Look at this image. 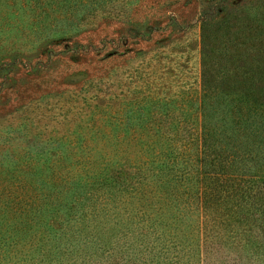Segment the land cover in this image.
I'll list each match as a JSON object with an SVG mask.
<instances>
[{"label": "trees", "instance_id": "obj_1", "mask_svg": "<svg viewBox=\"0 0 264 264\" xmlns=\"http://www.w3.org/2000/svg\"><path fill=\"white\" fill-rule=\"evenodd\" d=\"M152 1L0 0V73L14 81V68L39 61L42 45L101 46L108 37L101 27L127 13L123 29L159 28L129 15L144 6L163 11L178 0ZM225 1L217 0L214 15L205 8L199 13L191 150L158 149L147 162L198 264H264V0H248L212 20ZM94 115L91 120L104 119ZM141 116L144 134L151 116ZM122 117L132 120L129 110ZM84 134L59 148L45 140L30 150L25 140L17 161L4 154L12 165L0 180V262L26 264L41 252H59L64 237H77L73 225L81 230L87 217L114 206L121 185L131 183L137 166L114 165L112 143L101 144L95 158Z\"/></svg>", "mask_w": 264, "mask_h": 264}, {"label": "rangeland", "instance_id": "obj_2", "mask_svg": "<svg viewBox=\"0 0 264 264\" xmlns=\"http://www.w3.org/2000/svg\"><path fill=\"white\" fill-rule=\"evenodd\" d=\"M246 1L226 0L212 20ZM217 6V0H178L163 11L144 6L130 12L131 18L161 27L123 29L126 12L111 27H101L100 34L108 36L101 46L42 45L39 61L14 68V81L0 73V180L12 165L4 154L17 161L15 152H22L25 140L30 150L45 140L59 148L84 132L95 158L101 144L112 143L114 165L137 166L131 168V183L120 186L114 206L87 217L81 230L79 223L73 225L77 237H64L59 252H41L26 264H198L188 234L166 209L165 188L156 184L147 159L167 147L191 150L200 83L199 13L205 8L214 15ZM110 47L114 51L101 58ZM127 110L131 121L122 117ZM145 113L151 118L143 134L139 124ZM92 114L104 119L91 120ZM0 264L21 263L12 258Z\"/></svg>", "mask_w": 264, "mask_h": 264}]
</instances>
